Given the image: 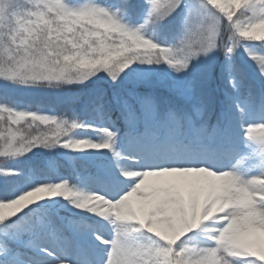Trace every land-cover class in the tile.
I'll use <instances>...</instances> for the list:
<instances>
[{
    "label": "snow or ice",
    "instance_id": "1",
    "mask_svg": "<svg viewBox=\"0 0 264 264\" xmlns=\"http://www.w3.org/2000/svg\"><path fill=\"white\" fill-rule=\"evenodd\" d=\"M0 264H264V0H0Z\"/></svg>",
    "mask_w": 264,
    "mask_h": 264
},
{
    "label": "trees",
    "instance_id": "2",
    "mask_svg": "<svg viewBox=\"0 0 264 264\" xmlns=\"http://www.w3.org/2000/svg\"><path fill=\"white\" fill-rule=\"evenodd\" d=\"M26 102H30L33 107H50L43 99L25 98Z\"/></svg>",
    "mask_w": 264,
    "mask_h": 264
}]
</instances>
